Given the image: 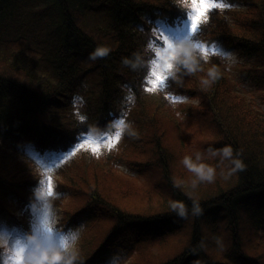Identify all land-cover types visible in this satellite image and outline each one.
Listing matches in <instances>:
<instances>
[{"label": "trees", "instance_id": "obj_1", "mask_svg": "<svg viewBox=\"0 0 264 264\" xmlns=\"http://www.w3.org/2000/svg\"><path fill=\"white\" fill-rule=\"evenodd\" d=\"M223 3L199 39L245 56L242 80L264 103V0ZM192 11L191 0H0V219L36 226L44 172L24 156L31 146L65 155L53 203L56 229L78 233L73 264H264V111L219 55L164 88L152 79L158 21L177 27ZM90 134L119 140L100 152L81 143ZM226 145L245 164L231 175L207 152ZM197 153L216 178L193 187L183 159Z\"/></svg>", "mask_w": 264, "mask_h": 264}, {"label": "clouds", "instance_id": "obj_2", "mask_svg": "<svg viewBox=\"0 0 264 264\" xmlns=\"http://www.w3.org/2000/svg\"><path fill=\"white\" fill-rule=\"evenodd\" d=\"M194 3L195 8L193 9V13L196 11L202 12L207 7L206 0H202V2H195L194 0ZM217 6L223 7L224 5ZM199 22V15H195L191 24L192 33L195 32ZM165 40L168 56L166 74L161 72L155 73L156 81L154 83L157 85L163 83L169 77L175 78L176 72L181 67L187 73L202 71L203 69L200 66L201 61L206 62L212 55H219L226 59L232 58L230 52L224 51L215 44L209 46L207 43L195 39L194 35L185 36L179 41L168 40L167 38ZM106 51V49H97L90 54V58L95 59L97 56L105 54ZM157 55L159 57V53ZM124 62L126 64L132 63L128 58ZM132 66L135 68L136 64L133 63ZM218 77L219 73L213 67L208 70L207 78L203 79L202 83L210 85ZM115 126L120 127L121 131L129 127L123 123ZM207 152L212 157H219L222 160L230 161L231 167L228 175L243 170L245 167L243 160L234 156L230 145H226L222 149L209 147ZM183 164L196 177L193 181V187H196L199 182H212L216 178V168L203 162L201 153H197L195 159L191 156H185ZM48 195L52 196L54 194L50 193ZM44 198V195L41 196V199ZM171 207L182 218L188 214V209L183 202H175ZM47 209L48 211L40 217L34 230L23 239H18L14 243H10L6 238L0 239V251L4 252L3 257H0V264H73L74 257L71 255V247L77 240L78 233L75 231L57 233L54 227L55 222L51 219L50 202L47 205ZM193 211L196 214L202 212L199 203L196 201H193Z\"/></svg>", "mask_w": 264, "mask_h": 264}, {"label": "rangeland", "instance_id": "obj_3", "mask_svg": "<svg viewBox=\"0 0 264 264\" xmlns=\"http://www.w3.org/2000/svg\"><path fill=\"white\" fill-rule=\"evenodd\" d=\"M192 14L194 15L193 11ZM191 24H192V19L187 20V21H182L181 24L177 27L174 25H168L165 23V20L160 19L158 21V25L161 28L163 32H165V36L168 40H174V41H179L183 39L185 36L188 35H194V38L197 40L199 39V34H197L198 30L193 34L191 31ZM201 41V40H200ZM166 43L164 45H160L157 53L158 55L155 57V61L153 63L152 69V79L153 82L156 81V75L155 73L161 72L166 74V63L168 60L167 56V48H166ZM213 45V44H212ZM219 48H222L226 52H230L232 54L231 59H226L224 58L226 65L229 66V71L233 79L236 81L238 88L245 93L248 97H251L252 99L257 102V107L262 109L264 111V103L261 102L259 93L256 92L255 88H253L252 84L250 82H243V76L241 75L240 68L242 64L246 62V57L241 55L238 50H236L234 47L225 45L223 43H215ZM151 79V80H152ZM169 79H166L163 83L159 84V86L165 87V85L168 83ZM156 84V83H155ZM157 85V84H156ZM162 88V89H163ZM175 100L179 101H184L189 100L186 97H180L176 96ZM115 133V132H114ZM119 140L118 135H109V134H90L88 136H85L81 139V143L86 146H91L94 149L98 151H102L105 149L112 148L113 146L116 145V143ZM24 156L27 157L28 159L34 161L35 163H38L39 166L41 167L42 171L44 172V178L42 179L41 186L38 188V195H39V206L34 205L33 207V213L36 215L35 216V222L36 225L42 217V215L48 211L47 205L49 202L51 203V219L55 222L54 227L56 229V219L58 218V214L56 213V207L55 204L53 203V198L56 197V192H55V186H56V179L58 177V168L61 162L65 159V155L63 153H41L39 150H35L33 147L28 146L26 148V151L24 152ZM124 170L129 172L128 167H124ZM50 184H51V189H50ZM54 194L52 196H49L48 194ZM45 196L44 199H41V196ZM51 200V201H49ZM21 224L17 223L13 218L11 217H6L3 219H0V239L6 238L10 243H14L18 239H23L24 236L27 234H22L20 231L21 229ZM57 233H60L62 231L56 229ZM75 246L72 245L71 247V252H73ZM4 252H0V257H3ZM119 261L112 259L110 264H118Z\"/></svg>", "mask_w": 264, "mask_h": 264}, {"label": "snow or ice", "instance_id": "obj_4", "mask_svg": "<svg viewBox=\"0 0 264 264\" xmlns=\"http://www.w3.org/2000/svg\"><path fill=\"white\" fill-rule=\"evenodd\" d=\"M195 2H202V0H195ZM206 2H207V7H205V8L203 9L202 12H200V11H196V12L194 13V16H195V15H199V17H200V22L197 24V27H196V29H195V32L198 30L199 25H200L203 21H206V20H207V18H208L207 14H208V12H209L210 10H212V9H214V8H225V7H230V5L223 3V0H206ZM191 4H192V8L194 9V8H195L194 0H191ZM221 4H223L224 6H223V7H218V6H217V5H221ZM194 16H192L191 19H194ZM195 32H194V33H195ZM194 33H193V34H194ZM165 46H166V45H165ZM50 189H51V184H50Z\"/></svg>", "mask_w": 264, "mask_h": 264}]
</instances>
